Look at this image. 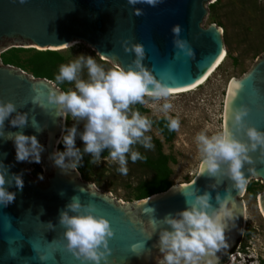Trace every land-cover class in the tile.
I'll return each mask as SVG.
<instances>
[{
	"label": "water",
	"instance_id": "obj_1",
	"mask_svg": "<svg viewBox=\"0 0 264 264\" xmlns=\"http://www.w3.org/2000/svg\"><path fill=\"white\" fill-rule=\"evenodd\" d=\"M211 1L162 0L156 7L136 5L143 9V14L136 16L127 0H26L24 4L19 0H0V54L10 49L9 46L30 45L39 50L59 51L71 46L65 43L84 42L99 56L119 67H127L134 57V53L125 52L122 46V41L127 39L144 46L143 63L173 90L191 87L209 75L225 54L222 28L215 23L202 26L209 13L206 5ZM177 24L194 58L174 48L171 29ZM51 88L59 87L50 79L36 78L13 65L0 63V99L11 100L19 111L28 113V125L22 131L36 135L45 147L39 163L45 170L43 179H39L40 176L29 175L22 162L15 160L13 143L0 138V161L10 174L22 173L24 181L22 189L15 185L9 187V191L16 193L15 200L7 207L0 205V264H93L81 262L64 247L63 227L58 223V216L74 195L83 203H94L96 214L109 220L113 230V236L108 239L110 264L160 262L162 257L154 247L158 234L151 239L147 237L152 219L160 220L185 208V192L203 191L213 179H219L223 180L219 187L223 195L230 181L223 177L211 178L206 173L201 175L198 169L188 182L172 185L166 191L133 203L118 202L98 188V196L80 193L79 187L88 184L80 171L79 176L64 175L49 160V155L58 149L56 141L61 136L64 121L56 117L54 108L49 110L33 103L34 97L46 95ZM44 103L46 105V101ZM241 106L248 109L245 124L264 131V53L253 61L247 72L233 77L228 84L224 113L226 108L230 113ZM33 118L44 129L42 132L37 133L32 127ZM227 123L230 124L231 119H224V124ZM16 131L21 129L12 127L6 120L5 132ZM233 132L237 138L247 139L243 130L233 129ZM249 155L254 161L255 174L250 175L249 165L245 164V175H250L248 183L242 192L232 190L239 218L235 227L230 225L225 233L227 247L218 253V264L223 263L242 236L245 206L241 198L251 180H260L263 185L259 197L264 214V161L259 159L258 149ZM186 186L189 187L181 192L172 191ZM214 196L213 192L211 202L215 207ZM49 221L56 225L52 230L46 225ZM133 244L142 246L139 254L133 251ZM42 256L46 259L42 260Z\"/></svg>",
	"mask_w": 264,
	"mask_h": 264
},
{
	"label": "clouds",
	"instance_id": "obj_2",
	"mask_svg": "<svg viewBox=\"0 0 264 264\" xmlns=\"http://www.w3.org/2000/svg\"><path fill=\"white\" fill-rule=\"evenodd\" d=\"M25 2L19 0L20 4ZM160 3L162 0H127L136 16L143 14V9L136 5L156 7ZM171 31L174 48L194 58L189 42L180 35V25H173ZM122 46L125 52L134 53L127 67L105 68L92 56L79 54L60 65L55 75L57 85L67 83L72 87L67 90L51 88L46 95L33 98V103H39L41 107L54 108L56 117L64 121L61 136L56 141L63 145V151L57 149L49 155L52 165L64 175L74 173L79 176L85 155H90L89 163L99 165L105 151L108 153L105 160L118 165L117 171L121 175H127L129 160L132 163L145 160L146 157L136 146L145 150L154 148L152 137L147 135L154 121L142 115L136 105L147 106L151 101L153 114L166 122L169 132L180 127L179 118L169 114L173 110L171 98L174 90L143 63L144 46L138 42L130 43L127 39L122 41ZM247 112L248 109L243 106L232 109L230 113L226 108L223 119H231L230 124L222 125L212 134L202 130L195 135L200 174L226 178L230 186H226L221 195L219 187L223 180L213 179L203 191L194 189L184 193L185 208L160 220L152 219L151 232L147 237L151 239L158 234L154 247L162 257L159 264H218V253L227 247L225 233L230 225L235 227L239 218L232 190L242 192L248 177L255 174L250 152L258 149L259 159L264 161V131L245 124ZM68 117L73 121L70 127L66 124ZM6 120L21 131L5 132ZM31 123L37 133L44 130L34 118ZM27 125L28 113L19 111L11 100L0 99V138L13 143L17 162L40 163L45 147L36 135L24 134L22 129ZM233 129L243 130L247 139L237 138ZM77 138L82 141V148L76 146ZM245 164L249 165L248 176L245 175ZM23 184L22 173L10 174L8 167L0 161V205L7 207L15 200L16 193L9 191V187L15 185L17 189H22ZM188 187L172 191L181 192ZM78 191L98 196L95 184L88 183L79 187ZM213 192L215 207L211 202ZM58 223L63 227L64 247L77 259L93 264H101L103 260L104 264H110L108 239L113 236V230L107 218L96 214L94 203H83L78 195H74L59 211ZM46 225L49 230L56 227L51 221ZM140 247L132 245L137 254Z\"/></svg>",
	"mask_w": 264,
	"mask_h": 264
},
{
	"label": "rangeland",
	"instance_id": "obj_3",
	"mask_svg": "<svg viewBox=\"0 0 264 264\" xmlns=\"http://www.w3.org/2000/svg\"><path fill=\"white\" fill-rule=\"evenodd\" d=\"M212 4L213 7H211ZM206 6L210 13L204 18L202 26L207 27L211 21L221 25L224 31L226 59L204 84L188 92L173 94L171 98L173 110L169 114L179 118L180 127L175 131L172 140L167 141L153 124L147 135L152 137L154 148L145 150L139 145L136 146L145 157H157L159 153L169 156V166L172 169L170 179L173 185L188 182L196 175L199 168V155L194 143L195 135L202 130L212 134L224 125L223 107L227 84L233 77H239L247 72L253 61L264 53V0H213ZM210 14L215 16L214 19L210 18ZM21 46L33 48L30 45ZM58 52L63 55L64 60L53 68L55 75L60 65L75 59L79 54L92 56L105 68L119 67L114 62L99 56L84 42L73 43L70 47ZM32 53L24 51L20 55L26 58ZM1 54L0 63L2 62ZM16 69L32 75L22 68L16 67ZM53 83L61 90L72 87L67 83L63 85H57L55 81ZM143 108L146 111L139 110L142 115L149 116L153 121L159 120L153 114L151 101ZM66 124L68 127L73 124L70 117L67 118ZM82 127L81 123L80 128ZM76 146L83 147L82 141L78 138ZM105 158L102 157L99 165H92V171L87 180L82 179L86 183L95 184L100 191L109 194L118 202L133 203L138 184L152 178L153 174L145 166L144 160H138L135 163L129 160L127 175H121L117 171L118 165L106 161ZM22 164L28 174L33 177L43 175L45 170L39 163L22 162ZM250 184L254 193L250 194L247 191L241 198L245 206L242 236L222 264H263L264 214L257 200L263 185L260 180H251Z\"/></svg>",
	"mask_w": 264,
	"mask_h": 264
},
{
	"label": "trees",
	"instance_id": "obj_4",
	"mask_svg": "<svg viewBox=\"0 0 264 264\" xmlns=\"http://www.w3.org/2000/svg\"><path fill=\"white\" fill-rule=\"evenodd\" d=\"M211 7H213V4ZM214 17V15L211 16L210 14L211 19H214ZM214 22L216 21H211V23ZM219 26L221 25L219 24ZM24 51L33 53L26 58H22L20 53ZM1 60L4 64H10L28 71L36 78H47L55 81L53 68L57 63L62 62L64 57L56 50H37L35 48L13 47L1 54ZM136 107L138 110L146 111V109H144L141 105H137ZM153 124L167 141L172 140L175 136L176 132H169L165 126L166 122L163 119L156 120ZM58 149L63 151V145L59 144ZM107 155V151L102 153V157H107ZM90 158V155H85L83 163L79 168L82 178L86 180L90 177V173L92 171V164L89 163ZM169 159L170 158L167 154L160 153L157 157H146L144 164L153 174V177L143 180L138 184L135 200L147 198L155 193L166 191L174 184L170 179L172 169L169 166ZM247 191L250 194L254 193V189L250 183L247 187Z\"/></svg>",
	"mask_w": 264,
	"mask_h": 264
},
{
	"label": "bare ground",
	"instance_id": "obj_5",
	"mask_svg": "<svg viewBox=\"0 0 264 264\" xmlns=\"http://www.w3.org/2000/svg\"><path fill=\"white\" fill-rule=\"evenodd\" d=\"M51 49H56V48H53L51 47ZM226 51H225V54L223 55V57L221 58V60L219 61L218 65L211 71V73L209 75H207L205 78H203L200 82H198L196 85L194 86H191V87H187V88H183V89H178V90H174V93L173 94H177V93H183V92H188V91H191V90H194L196 89L197 87H199L200 85L204 84L211 76L212 74L218 69V67L224 62V60L226 59ZM229 84V83H228ZM228 84L226 86V90L228 88ZM225 100V98H224ZM224 108V107H223ZM223 116H224V109H223ZM199 169V168H198ZM258 203H259V206H260V209L261 211L263 212L262 210V206H261V203H260V197H258ZM245 219V218H244ZM235 260H238V259H235Z\"/></svg>",
	"mask_w": 264,
	"mask_h": 264
},
{
	"label": "built area",
	"instance_id": "obj_6",
	"mask_svg": "<svg viewBox=\"0 0 264 264\" xmlns=\"http://www.w3.org/2000/svg\"><path fill=\"white\" fill-rule=\"evenodd\" d=\"M239 257H240V255H239Z\"/></svg>",
	"mask_w": 264,
	"mask_h": 264
}]
</instances>
